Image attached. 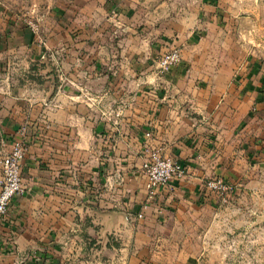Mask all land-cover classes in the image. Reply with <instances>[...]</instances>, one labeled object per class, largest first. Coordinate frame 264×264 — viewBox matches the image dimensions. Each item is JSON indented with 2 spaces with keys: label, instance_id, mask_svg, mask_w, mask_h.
<instances>
[{
  "label": "crops",
  "instance_id": "1",
  "mask_svg": "<svg viewBox=\"0 0 264 264\" xmlns=\"http://www.w3.org/2000/svg\"><path fill=\"white\" fill-rule=\"evenodd\" d=\"M61 6L43 45L0 8V152L25 143L27 187L0 264H198L200 218L225 205L204 181L264 195V0ZM153 147L187 174L151 197Z\"/></svg>",
  "mask_w": 264,
  "mask_h": 264
},
{
  "label": "rangeland",
  "instance_id": "2",
  "mask_svg": "<svg viewBox=\"0 0 264 264\" xmlns=\"http://www.w3.org/2000/svg\"><path fill=\"white\" fill-rule=\"evenodd\" d=\"M65 0H0L5 16L32 31L35 23L36 43H45L44 24L46 19L60 13ZM68 2V0H67ZM43 30V31H42ZM33 32V31H32ZM237 185V184H236ZM264 188V187H263ZM218 214L202 215L197 233L198 264H264V195L261 198L243 196L238 185L228 202Z\"/></svg>",
  "mask_w": 264,
  "mask_h": 264
},
{
  "label": "built area",
  "instance_id": "3",
  "mask_svg": "<svg viewBox=\"0 0 264 264\" xmlns=\"http://www.w3.org/2000/svg\"><path fill=\"white\" fill-rule=\"evenodd\" d=\"M31 25L32 31L37 33L38 27L35 23ZM181 62V48L175 47L159 57L158 68L161 72H167ZM120 115L119 110L117 116ZM25 155L26 145L21 140H16L9 151L0 152V164L3 168V178L0 183V217L8 215L14 199L27 190L22 176ZM142 172L147 178V188L152 197L158 189L167 187L174 179L184 177L187 174V168L173 157L164 154L160 148L153 147L146 150ZM204 185L217 193L223 203L228 202L230 195L237 188L236 184L220 176L205 180Z\"/></svg>",
  "mask_w": 264,
  "mask_h": 264
}]
</instances>
